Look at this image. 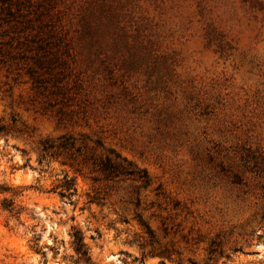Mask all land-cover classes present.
I'll list each match as a JSON object with an SVG mask.
<instances>
[{
  "label": "rangeland",
  "instance_id": "374dc122",
  "mask_svg": "<svg viewBox=\"0 0 264 264\" xmlns=\"http://www.w3.org/2000/svg\"><path fill=\"white\" fill-rule=\"evenodd\" d=\"M25 1L0 11V264H86L74 229L90 264H264V0Z\"/></svg>",
  "mask_w": 264,
  "mask_h": 264
},
{
  "label": "trees",
  "instance_id": "16d2710c",
  "mask_svg": "<svg viewBox=\"0 0 264 264\" xmlns=\"http://www.w3.org/2000/svg\"><path fill=\"white\" fill-rule=\"evenodd\" d=\"M29 6H30L29 1H25V0H0V11L4 12L5 15H7L6 18L8 23L15 21V19L20 20V18L24 13V9L28 8ZM34 39L36 38H33L31 44L27 43L28 50L25 51H29V49L31 50L32 48L30 47V45L33 46V44L37 43V41H35ZM37 39L40 38L38 37ZM44 42L46 43H40L39 47L49 52V54H51L53 57L54 54L50 53L49 50L50 45H52L51 42L49 41H44ZM58 43H60V40L55 38L53 47L55 48L56 44ZM53 63H54L53 60H50L49 62H44L43 60L34 61L33 67L30 66L29 68V72L34 79L35 85H41L46 82L45 77L40 73L41 72L40 69L50 70L51 66L54 65ZM42 146L45 152H49L50 150L55 148L66 149L68 148L69 143L64 142L57 147L55 144L46 141L42 144ZM101 166L103 168V171L110 178L119 177V176H135L137 174V169L133 166L132 162H129L126 158H122L120 154L115 153L112 150L109 151V155H107L105 160L102 161ZM148 182L149 180H147V183ZM63 187H65L67 191L61 194L63 198L70 197L74 194L75 190L72 179L65 182V185ZM2 209L3 211L10 213L12 216H16L20 214V211H17L15 209L13 203L7 202V200L4 201ZM73 239H74L73 245L76 254L78 256V260L80 262L90 264L92 258L90 256L89 249L84 242L83 234L80 231L74 229ZM214 252L215 249L212 247L210 249V254Z\"/></svg>",
  "mask_w": 264,
  "mask_h": 264
}]
</instances>
